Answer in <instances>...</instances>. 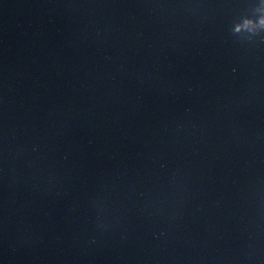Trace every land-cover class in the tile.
Masks as SVG:
<instances>
[{
	"label": "clouds",
	"instance_id": "1",
	"mask_svg": "<svg viewBox=\"0 0 264 264\" xmlns=\"http://www.w3.org/2000/svg\"><path fill=\"white\" fill-rule=\"evenodd\" d=\"M236 33H238L239 31H240V29L239 28H237V29H235L234 30Z\"/></svg>",
	"mask_w": 264,
	"mask_h": 264
}]
</instances>
